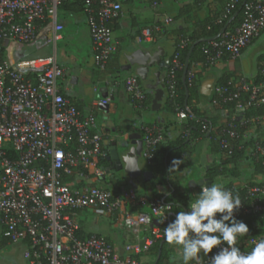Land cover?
<instances>
[{
    "label": "built area",
    "instance_id": "obj_1",
    "mask_svg": "<svg viewBox=\"0 0 264 264\" xmlns=\"http://www.w3.org/2000/svg\"><path fill=\"white\" fill-rule=\"evenodd\" d=\"M66 0H0V224L1 236L11 244H21L27 264H147L141 259L150 246L163 238L170 221L169 204L159 199L138 198L149 210L124 211L122 223L130 240L123 246L131 252L125 256L100 234H79L73 217L76 210L89 209L96 216L120 211L125 202L134 203L130 190L123 195L113 194L90 178L103 176L98 166L106 157L103 135L96 130V117L83 114L61 90L60 80L66 70L59 66L55 53L26 59L17 67L3 56L5 42L28 43L48 28L47 41L55 49L61 39L62 23L58 17ZM242 0H225L215 18L225 21ZM93 48V59L99 71H105L116 50L111 21L121 12L120 0H82ZM157 10L159 0H150ZM240 20L203 47L205 59L211 66L223 57L237 58L264 31V0H244ZM172 18L164 16L166 27ZM161 29L153 24L142 29L139 40L152 41L154 32ZM189 39L180 36L169 59L165 74V94L174 107L178 121L196 120L187 106L177 100V72L183 69L180 54ZM191 67L186 71L189 86L197 81ZM125 92L136 108L145 105L146 92L137 75L123 80ZM264 97V68L255 78L239 76L213 87L210 101L214 106L234 104L233 114L255 108ZM104 102H110L106 96ZM235 116V115H234ZM234 116L218 127L215 139L221 150L232 154L242 148L241 133L249 118ZM201 132H209L203 125ZM163 138V130L156 125L142 127L141 155L148 165ZM251 155L260 161L264 171V140H255ZM241 200L234 211L237 220L251 219L249 230L257 231L264 222V181L243 182L226 188ZM189 210V209H188ZM165 213L167 220L159 223ZM158 224H152L153 220ZM145 232V233H144ZM144 233V235H142ZM264 238L262 233L240 237L237 246L244 253ZM200 254V264H211V255ZM191 264H196L195 261Z\"/></svg>",
    "mask_w": 264,
    "mask_h": 264
},
{
    "label": "crops",
    "instance_id": "obj_2",
    "mask_svg": "<svg viewBox=\"0 0 264 264\" xmlns=\"http://www.w3.org/2000/svg\"><path fill=\"white\" fill-rule=\"evenodd\" d=\"M120 1L122 5L120 15L118 18L111 21L112 36L116 45V50L109 60L106 70L103 72L99 71L94 63L93 48L88 30L86 14L82 10L78 12H69L63 9L61 10L59 14L61 20L59 17L58 19L63 25L62 31L65 29L68 33H71L72 36H74V33H76L77 36L75 35V43H84V47L87 50L86 55L88 54L87 60L85 56H81L83 62L78 67H76L75 72L73 73L74 75L68 76L66 72L65 77L60 80L61 90L66 97L71 99L76 104L81 113H91L96 117V130L102 133L103 145L106 150L107 146L104 144V141L107 139L108 142H111L115 139V133L111 131L113 127H115L116 129L125 127L124 136H126L129 132L132 131H141L142 133V127L144 125H156L163 130V138L160 143V146L163 147L166 142L175 139L177 136H179L180 133L183 132L182 128L185 120L178 121L175 117L173 122H168L166 121V119H163L164 116H161V114L158 116V114H156V112L163 105H165V90L164 96L160 101V108L157 111L152 112L151 109H141L134 107L127 93L125 92L123 80L128 75L136 74L133 71H119L121 66L125 65V54L128 53L133 46L145 48H155L156 46H162L164 48L165 58L170 59L175 51L174 39L175 37H177V33L179 31H189L190 29L194 28L195 22H197L198 18L200 17H212L215 14L217 16L222 6L224 5L225 0H172L171 3L169 0H161V2L159 1V6L161 8L164 5L165 8L166 5L167 7L174 5L176 6V11H172L169 14L172 20L166 26V34L159 35V33L154 32V36H156V39H153L152 41H144L138 39L142 29L158 23H161V25H163L164 16L167 14H162L157 10H153L150 5V0H146L147 4L139 7L135 5H128L126 3V0ZM177 12L180 13L179 17H175ZM79 13H81V15ZM35 39L28 43H20L21 47H13L11 49L9 59L4 56V49L8 48L10 42H5V46L3 49L4 58L10 64L17 67L26 59L48 56L38 54L37 52L33 51L32 45L34 44ZM259 42L264 43V31L258 38L254 39L237 58L223 57L220 61L211 66H206L202 62L192 63L191 67L196 72L198 87H200L201 82L207 78H211L213 80L214 87L216 84H222L218 83V81H220L221 79H236L242 75L249 78L257 77L260 69L264 68V51L255 50L256 45ZM53 51L56 58V46L55 49L53 48ZM83 64H85L86 66H84ZM61 67L66 70L64 66ZM90 70L93 71V76L90 74ZM166 71L167 68L164 69L165 74ZM148 77L149 79H151V81L154 79V76L152 74H149ZM65 80L66 83L64 84ZM79 82L84 84L85 88L80 90L79 94L71 95V91L74 90V87ZM141 84L145 86V83L142 81ZM101 87H105L106 90L100 92L99 89ZM213 87L211 90V99L213 97ZM121 89L124 91L127 100L123 99L122 95H119ZM93 94H96L97 96L93 98ZM106 96L110 98V102L103 101ZM197 105L202 109L206 108V114L213 120L215 128L225 124L234 115V118L236 119L249 118L250 122L248 123L245 130L241 133L240 137V142L244 149H246L247 151L251 150L252 143L255 140H264V97H262L260 103L255 108L246 110L243 113L238 112L234 115H232V111L235 110V107H233L230 112V110L226 107L214 106L211 105L210 102L204 104L201 102V99H199V103ZM144 110L150 112L148 113L150 116H156V120L151 123L142 122L141 112ZM159 119L161 120L159 121ZM107 120L112 121V124L108 128L102 125V122H106ZM200 141L203 142V145L200 147L199 151H197V148L195 147L196 140H191L186 146V151L183 155V158L185 160L184 164L186 166L182 171L178 173H175L173 171L172 180L174 181V183L177 182L175 178L176 175L181 174L188 166V159L190 160L192 156L196 157L198 155L202 161L201 163L205 166L206 171L201 172L197 179L207 178L208 180H210L209 176L207 175V170L212 164L215 165L216 161H221L216 157V154H211V156H206L204 154V151H206V149L208 148L207 144L209 139H200ZM214 142L217 143L216 139H214ZM220 156L223 157L222 154H220ZM141 159L143 162L140 161V165L142 166L143 170L148 169V166L150 165L146 163L142 155ZM244 162H246L247 164L245 167V164H243ZM103 163L104 166L101 165ZM98 166L103 170V176L96 179L91 177L89 182H92L96 185L98 181L105 182L106 184H111L116 188L115 191H111L113 194L123 195L125 192L131 190L136 196L135 202L132 204L125 202L122 205L120 211H116L112 214H107L104 216H96L89 209L76 210L72 214L79 225V234L81 236L91 233L103 235L109 240V242L112 243V245L117 248L119 255L125 256L127 255V252L124 251L123 246L131 238L129 236L128 229L122 223L123 213L124 211L149 210L148 204L139 203L138 198L141 196H145L148 199H153L151 198L152 195L150 194L149 189V187H151V181L148 183L147 181H144L142 177H139L138 182L134 185V187L132 186L123 192L118 188V183L114 184L111 182L114 176V173H112V171L109 174L110 178L107 177L108 174H106L105 170L108 166V162L105 158L100 161ZM218 168L219 174L216 176L215 180L210 181V183L221 182L223 183L225 188L243 182L264 181V174L255 173L253 167L249 164V161L245 159V157L239 158L235 162L226 164L222 163L218 166ZM204 186L205 184L193 186L192 192L187 195H191L193 198L194 196H198L200 189H202ZM103 188L107 189L106 186H104ZM155 191L156 194H164L168 193L170 189L166 185L157 184L155 185ZM177 191L179 192L178 188ZM174 218L175 215L171 214L170 221ZM106 225L112 227L115 230L113 237H109L108 235L101 233L100 229ZM91 226L93 230L91 229ZM144 233H142V235H144ZM121 250L122 252H120ZM174 254L176 257H178V260L180 259L178 262L182 263V259L179 255V249L174 247ZM141 259L147 264H150L154 260L153 256L148 253L143 254Z\"/></svg>",
    "mask_w": 264,
    "mask_h": 264
},
{
    "label": "trees",
    "instance_id": "obj_3",
    "mask_svg": "<svg viewBox=\"0 0 264 264\" xmlns=\"http://www.w3.org/2000/svg\"><path fill=\"white\" fill-rule=\"evenodd\" d=\"M161 2V0H159ZM170 3L172 0H169ZM244 1V0H242ZM242 1L237 5L235 10L232 12V14L222 23H216L215 18L216 14L212 17L206 16L204 18H198L197 22H195L194 28L190 29L189 31H179L177 33V37L174 39V47L176 49V44L178 42V38L180 36H185L189 39V44L185 50H183L180 54V60L184 64V60L186 57V54L188 52L189 47L197 40L200 39H209L211 37L216 36L222 27L225 25V23L232 18V16L235 15L233 19H231L230 23L226 27L225 30H229L232 28L241 18L242 8L241 4ZM168 3V2H166ZM165 4V3H164ZM172 6L165 5L161 8L158 6L157 11L162 14L169 15L172 11H176V7L174 8ZM63 10H67L69 12H78L83 10V3L82 0H66L63 2L62 5ZM180 13L177 12L175 17H179ZM160 25L161 29L159 30V35H164L167 32V28L161 25V23H158ZM156 36H154V40ZM207 41H201L197 43L189 57V63H188V70L191 68L192 63L194 62H203L205 59V55L203 53L202 47ZM182 72L183 69L179 70L177 72V100L182 108L187 106L190 110V113L195 117L196 120H187L183 124L182 133L179 134L175 139H172L165 143L163 147L158 145L154 156L152 158L153 163L152 165L148 166V169L153 173L152 179H151V187L150 194L152 195L151 198L153 199H159L165 204H169L171 206L170 213L176 214L178 211H188L189 206L194 202V198L191 195H187L184 193H180L177 191V185L172 180V173L173 171L175 173H178L184 169L186 166L184 164V158L183 155L186 151V146L191 140H196L195 147H201L203 145V142L200 141V139H209L208 141V147H212L214 151L219 152L223 155L220 156L219 160L221 162L216 161V164H212L210 168L207 170V175L209 176L210 181L215 180L216 176L219 174V168L218 166L222 163H231L235 162L237 159L245 157L249 161V164L253 167L255 173H263V167L260 163V161L255 160V158L251 155V151H247L242 148L236 149L233 151L232 154H227L225 151L221 150L216 142H214L215 139V132L218 130V127H214L213 120L211 117H209L206 114V108L202 109L197 104L199 103V99H201V102L204 104H207L211 101V94L209 96H205L199 92L198 83H196L192 86H189L187 83V80L185 78V81H182ZM227 79H221L218 81V83H225ZM143 89L146 92V99H145V105L148 107L147 109H150L151 106V99L153 96L152 91L148 90L143 86ZM185 89L188 90V98H187V104L185 105ZM165 106L171 113H175L174 107L167 101L165 102ZM227 109L232 110L234 107L233 104H227L225 106ZM233 112V111H232ZM203 125L207 126V129L209 132L202 133L201 128ZM182 127V126H181ZM224 158V159H223ZM174 160H181L182 162L178 165L177 168H172V162ZM162 184L169 187L170 191L168 193L164 194H156L155 191V185ZM238 221H243L247 225L250 224L251 219L249 218H243ZM257 233H263L264 234V227L262 226L259 230L254 231ZM163 239V238H162ZM162 239L156 240L148 249L147 253L153 256L154 260L150 263L153 264L154 261L157 259V254L160 251V257L157 259L156 264H182L181 262H176L175 260H171L170 257L172 254H174V247L168 245L165 241L163 243H160ZM0 243L2 245L8 244L9 242L1 238Z\"/></svg>",
    "mask_w": 264,
    "mask_h": 264
},
{
    "label": "clouds",
    "instance_id": "obj_4",
    "mask_svg": "<svg viewBox=\"0 0 264 264\" xmlns=\"http://www.w3.org/2000/svg\"><path fill=\"white\" fill-rule=\"evenodd\" d=\"M181 162L174 160L171 169ZM240 206V198L223 183L205 184L189 210L176 212L175 218L166 224L163 238L179 249L182 264H200V254L209 256L214 248L218 250L211 255V264H264V238L256 241L247 253L237 246L238 239L249 233L248 225L234 216ZM161 215L159 223H164L167 216Z\"/></svg>",
    "mask_w": 264,
    "mask_h": 264
},
{
    "label": "water",
    "instance_id": "obj_5",
    "mask_svg": "<svg viewBox=\"0 0 264 264\" xmlns=\"http://www.w3.org/2000/svg\"><path fill=\"white\" fill-rule=\"evenodd\" d=\"M235 13L231 19L235 17ZM228 20L225 25L222 27L220 32L209 39H200L195 41L188 49L184 60V67L182 72V81H185L186 71L188 68L189 57L193 47L201 41H210L216 39L222 32L225 31L226 27L230 23ZM169 58H165L164 48L162 46H156L155 48H145L139 46H133L131 50L125 54V65L121 66L119 71H133L142 82L145 83V88L152 91L153 96L151 99L150 109L152 112L157 111L160 108V101L164 96V80L165 73L164 69L168 68ZM149 74L154 76V79L151 81L149 79ZM213 87V80L207 78L203 80L199 87V92L205 96L211 94ZM106 90L105 87L99 89L100 92ZM188 90L185 89V105L187 104ZM112 124V121L107 120L102 122L103 126L108 128ZM124 128L116 129L113 127L112 132L115 133V139L111 142H108L106 139L104 144L107 146V155L105 157L108 162L106 167V174H110L111 171L114 173V176L111 180L112 183H118L122 178L130 180V185H134L138 182V178L142 177L144 181L148 183L151 181L153 173L149 169L143 170L140 165L141 160V151H142V133L141 131H132L124 136ZM194 185H202L210 183V180L207 178H199L192 181ZM174 213H170V215ZM152 224L157 225L158 221L153 220ZM164 238L160 243H163ZM122 252V250L120 251ZM131 253V252H127ZM161 252L157 254V259L160 257ZM157 259L153 264H156Z\"/></svg>",
    "mask_w": 264,
    "mask_h": 264
},
{
    "label": "rangeland",
    "instance_id": "obj_6",
    "mask_svg": "<svg viewBox=\"0 0 264 264\" xmlns=\"http://www.w3.org/2000/svg\"><path fill=\"white\" fill-rule=\"evenodd\" d=\"M126 3L128 5H135V6H142L147 4L146 0H126ZM174 8L176 6H173ZM81 15V13H79ZM61 20V17H59ZM62 33V38L60 40H58L56 42V61L60 66H64L66 68V72L68 76L74 75L73 73L75 72L76 67H78L80 64H82V58L81 56H85L86 60L88 59L86 55V49L84 47V43L79 42V43H75V35L76 33H74V36L71 35V33H68L65 29L63 31H61ZM49 34L48 28L40 31L35 39L34 44L32 45V49L33 51L37 52L38 54H42V55H52L53 54V46L51 43H48L47 41V35ZM77 36V35H76ZM21 47V44L18 42H13L11 41L8 48L4 49V56L9 59L10 57V53H11V49L13 47ZM256 51H264V43L263 42H259L256 45ZM75 59V60H73ZM85 60V61H86ZM231 63V62H230ZM84 66H86L85 64H83ZM91 69V68H90ZM90 74H93V71L90 70ZM93 76V75H92ZM66 83V80L64 82V84ZM89 85V84H88ZM85 85L82 84L81 82H79L75 87L74 90L71 91V95H76L79 94L80 90L84 89ZM119 95L123 97V99H126V95L124 93V91L121 89L119 92ZM96 94H93V98L96 97ZM127 100V99H126ZM148 113V111L144 110L141 112V120L142 122L145 123H151L153 121H155L156 116H150ZM156 114H158V116L161 114V116H164L163 119H166V121L168 122H173V120L175 119V115L173 113H170L165 105H163L157 112ZM161 119H159L160 121ZM197 151H199L200 147H196ZM196 151V152H197ZM195 152V153H196ZM199 153V152H198ZM204 154L210 155L211 154H216V157L219 159L220 158V154L217 151H214L213 148L210 146L206 149V151H204ZM196 155V154H195ZM141 162L142 159L140 160ZM201 159L198 156H192V158H190V160L188 159V166L186 167V169L181 173V174H177L176 175V184H177V188L179 190L180 193H186L189 194L192 192L193 186H195L193 184V180H197L199 174L205 170V166L201 163ZM243 164L244 167L247 165L246 162H244ZM102 166H104V163L101 164ZM108 178H110L109 174L107 175ZM97 185L100 186H106L107 189H109L110 191H115V187L112 186L111 184H106L105 182H97ZM144 190V188H143ZM198 196H194V201L196 200ZM263 227H264V222H263ZM92 229V226H91ZM93 230V229H92ZM101 233L108 235L109 237H113L114 235V229L108 225L102 227L100 229ZM249 232L251 233H256L254 231L249 230ZM263 234V233H262ZM2 236H1V224H0V240H1ZM23 246L21 244H5L2 245L0 243V264H27L26 260L23 257ZM178 257L175 256V254H172V256L170 257V259L175 260L176 262H178L179 260L177 259ZM145 260V259H144Z\"/></svg>",
    "mask_w": 264,
    "mask_h": 264
},
{
    "label": "flooded vegetation",
    "instance_id": "obj_7",
    "mask_svg": "<svg viewBox=\"0 0 264 264\" xmlns=\"http://www.w3.org/2000/svg\"><path fill=\"white\" fill-rule=\"evenodd\" d=\"M119 182H118V188L123 192L126 191L128 188L132 187V185H130L131 184L130 180L128 179L122 178ZM114 184H117V183H114Z\"/></svg>",
    "mask_w": 264,
    "mask_h": 264
}]
</instances>
